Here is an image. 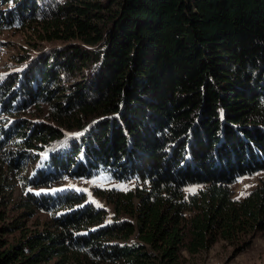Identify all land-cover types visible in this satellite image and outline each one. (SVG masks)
<instances>
[{
    "label": "trees",
    "instance_id": "16d2710c",
    "mask_svg": "<svg viewBox=\"0 0 264 264\" xmlns=\"http://www.w3.org/2000/svg\"><path fill=\"white\" fill-rule=\"evenodd\" d=\"M3 30L32 51L0 77V195L48 218L3 227L0 264H186L264 233V177L235 196L264 173V0H0ZM99 177L133 183L95 190L111 212L56 188Z\"/></svg>",
    "mask_w": 264,
    "mask_h": 264
},
{
    "label": "rangeland",
    "instance_id": "374dc122",
    "mask_svg": "<svg viewBox=\"0 0 264 264\" xmlns=\"http://www.w3.org/2000/svg\"><path fill=\"white\" fill-rule=\"evenodd\" d=\"M30 40L27 35L22 32H15L9 30H3L0 32V77L7 73L9 66L14 63L15 57L25 54V52L32 51ZM37 116L33 117V120H43L39 111L36 112ZM27 173L32 169L31 163L26 164ZM21 176L24 174H20ZM9 179L11 175H8ZM264 177V173H260L254 176H249L242 179L235 186V193L237 198L245 197ZM15 184L16 189L6 190V196L2 192L0 200L3 199L0 205V216H4L5 219H0V239L3 241H12L15 234H5L2 230L14 220H22L24 225L31 230L41 229L44 221L47 220L45 214H36L33 218L26 217L25 219L19 218L20 210L13 208L12 203H18L24 192L23 186L19 182H11L10 185ZM133 186V183H119L108 180L107 178L99 177L95 180H72L64 179L57 185V190L66 191H78L85 193L88 196V202L95 204L98 207H104L111 212V206L106 201L96 195V189H105L116 187L119 189H129ZM11 187V186H9ZM2 191V190H1ZM11 203V204H10ZM26 216V214H24ZM186 264H264V233H260L256 236L251 247L244 252L234 256L233 249L228 247L224 242L217 243L209 252L202 253L195 256Z\"/></svg>",
    "mask_w": 264,
    "mask_h": 264
}]
</instances>
